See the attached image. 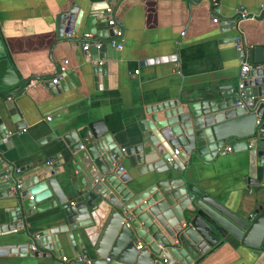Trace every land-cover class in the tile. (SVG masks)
Returning <instances> with one entry per match:
<instances>
[{
    "label": "water",
    "instance_id": "obj_1",
    "mask_svg": "<svg viewBox=\"0 0 264 264\" xmlns=\"http://www.w3.org/2000/svg\"><path fill=\"white\" fill-rule=\"evenodd\" d=\"M98 6L83 14L73 5L56 17L60 38L82 41V49L89 44L87 61L119 54L112 41L120 43V26L108 25L107 6ZM238 16H220L221 31L237 30ZM77 22L91 38L69 35ZM221 41L237 42L240 35ZM238 51L251 64L242 91L254 107L236 104L242 99L237 80L218 75L208 88L145 108L126 146L84 124L65 132L58 151L44 161L0 170V196L16 200L6 208L0 237L24 228L28 212L56 208L62 221L34 235L25 227L30 241L0 244V256L57 258L68 249L72 264H199L230 243L255 252L254 264H264V43ZM105 70L104 64L92 66L94 75ZM65 74L63 80L78 85L74 74ZM30 81L20 78L0 37V96L13 121L18 110L10 96ZM7 132L0 117V141ZM226 152L237 155L239 183L251 188L253 206L232 209L223 191L195 177L198 162L214 163Z\"/></svg>",
    "mask_w": 264,
    "mask_h": 264
},
{
    "label": "crops",
    "instance_id": "obj_2",
    "mask_svg": "<svg viewBox=\"0 0 264 264\" xmlns=\"http://www.w3.org/2000/svg\"><path fill=\"white\" fill-rule=\"evenodd\" d=\"M106 1L0 0V37L20 78H31L22 92L10 96L17 105V121L11 120L6 97L0 96V117L8 130L0 141V170L44 161L58 151L65 132L84 124L126 146L145 108L208 88L218 75L238 82L240 65L248 61L239 56V48L264 43V0H217L213 9L208 0H111L108 5ZM73 5L83 14L95 5L112 8L107 21L113 17L123 32L118 58L87 61L82 41L59 37L56 17ZM240 8L254 16L242 20L238 16V29L222 32L220 16L231 18ZM82 26L75 23L69 35L84 38ZM236 34L240 41H221ZM96 64L105 65V74L92 73ZM62 65H66L65 72L74 74L77 86L70 78L63 80ZM58 76L54 84L52 79ZM15 125L21 129L13 131ZM236 157L226 152L214 163L198 162L194 172L223 191L232 209L254 205L251 188L239 183ZM15 201L0 196V224L6 208ZM59 217L56 208L28 212L27 233L34 235L62 224ZM25 227L1 236L0 244L29 242ZM72 259L66 249L57 258L0 256V264H72ZM255 260V252L225 243L199 264H254Z\"/></svg>",
    "mask_w": 264,
    "mask_h": 264
},
{
    "label": "built area",
    "instance_id": "obj_3",
    "mask_svg": "<svg viewBox=\"0 0 264 264\" xmlns=\"http://www.w3.org/2000/svg\"><path fill=\"white\" fill-rule=\"evenodd\" d=\"M212 2H213V5H214V6L217 5V3H218L217 0H212ZM261 7H262L261 9H264V4H263ZM107 12H108L109 14H111V13H112V8H107ZM238 13H239V19H241V20H242V19H246V18H251V17L254 16L253 14H250V13L246 12L245 10H243V8H240V9L238 10ZM262 16H264V10H263V12H262ZM214 21H217V18H215ZM108 25L113 26V27H117L118 23H117V21H116L113 17H110V18L108 19ZM122 33H123V32H122L121 27L118 28V29L116 30V37H120V38H121ZM83 37L89 39V38H91V35H90L89 33H85V34L83 35ZM112 45H113L115 48H117V49H121V47H122V44H121V43L115 44L114 41H112ZM88 47H89V44H86V45H84L83 48H84V49H87ZM64 64H67V61H66V60L64 61ZM250 68H251V64H250L248 61H243V62L241 63V65H240V69H239V80H238V83H237V89L239 90L240 95H242V99H241V100H238L236 104H241V105H245V106H247V107H249V108H252V107H254L253 103H252L251 101H248V100L245 99L244 92L242 91L243 88H244V83H243V82H244V80L247 78V73H248V71L250 70ZM66 69H67V68H66V65H62V66H60V68H59V72H60V73H63V72L66 71ZM59 79H60V76H58V77L52 79V82H53L54 84H56V83H58ZM262 122H263V117L260 116V115H258V116L256 117V120H255V124H256V126L259 127V126L262 124ZM263 131H264V130H263ZM4 139H5V138H4ZM249 146H250V145H249ZM80 148H82V146H80ZM225 150H226V151H229L230 148H229V147H226ZM177 153H178V150H175V154H177ZM0 160H1V157H0ZM32 249L34 250L35 247L32 246ZM62 259L65 261V260H66V257H62Z\"/></svg>",
    "mask_w": 264,
    "mask_h": 264
}]
</instances>
